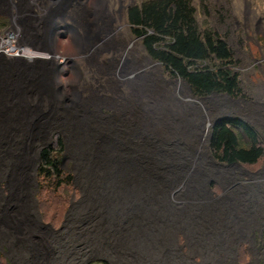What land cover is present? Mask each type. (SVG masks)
I'll return each instance as SVG.
<instances>
[{"label": "rangeland", "instance_id": "obj_1", "mask_svg": "<svg viewBox=\"0 0 264 264\" xmlns=\"http://www.w3.org/2000/svg\"><path fill=\"white\" fill-rule=\"evenodd\" d=\"M83 1L0 0V30L14 25L15 16L23 42L68 60L63 74L55 63L38 72L56 81L58 94L50 108L38 106L47 127L35 138L28 165L30 211L42 226L38 239L48 257L34 255L22 233L0 227V264H264V160L226 163L211 151L212 128L221 119L247 123L264 146V0H189L200 28L220 35L231 49L239 77L233 95L197 94L152 57L127 17L131 4L146 0H103L106 11L97 0H85L89 29L76 14ZM44 22L53 32L42 39ZM90 32L95 47L74 45V36L83 42ZM124 54L129 62L120 71L124 76L101 70ZM7 59L0 57V101L6 108L11 104L6 76L20 63L33 64ZM149 78L164 90L143 96L152 125L129 138L117 106L129 85ZM92 93L115 105L86 103ZM78 110L102 117L107 143L89 134L86 123L96 127V116L85 115L81 124V118L70 119ZM205 117L210 127L200 149ZM239 131L243 142H251ZM56 135L64 146L62 168L72 179L53 191L42 181L39 165L42 149L56 143ZM8 195L7 180L0 178V196Z\"/></svg>", "mask_w": 264, "mask_h": 264}, {"label": "bare ground", "instance_id": "obj_2", "mask_svg": "<svg viewBox=\"0 0 264 264\" xmlns=\"http://www.w3.org/2000/svg\"><path fill=\"white\" fill-rule=\"evenodd\" d=\"M33 1L35 2L37 0H32V2ZM85 3V0L81 2L80 8H77L79 11L76 13L78 14V18L83 23L85 22L84 19L86 15L84 9ZM97 3H99L102 11L103 9L104 11L107 10L103 0H97ZM106 18L109 19L108 15ZM12 19L14 20L12 30L17 35L18 46L17 49L12 50L13 52H11V54L1 53L0 57L9 58L7 60H12L11 62H13L14 59L22 60L26 58L28 61H33V64H26L24 62L20 63V67L18 69L8 73L9 75H7L6 78L11 90L8 91V96L6 95V98L11 101V104H9V106L7 104L8 108H6V104L0 101V178H6L7 188L9 190L8 196L4 198L0 196V227L4 228V230L9 232V234L22 233L25 235V238L29 240L31 245L32 253L45 260L48 257V249L45 248L38 239L39 235L42 233V226L35 221L30 211V177L28 165H31L30 163L32 158L30 157V153L34 147V140L38 135H42L46 131L47 127L46 123L48 118L43 116L39 119L40 111L38 106H40V104L41 106L45 104V106L47 105L50 108V106L56 102L58 93L54 90L56 81H53L48 73H43L45 75L40 73L39 75L38 72H42L43 70L41 65L55 63V71L59 74H63L67 70L68 60L64 59L60 61V57H58L55 52H40L41 50H47H44V48L40 46H30L25 43L26 41L23 42L24 36L22 35V31L16 27L14 23L15 16L12 17ZM85 26L89 29L86 22ZM52 28L44 22L40 30V32L44 34H42V39L45 38V36L47 37L52 34ZM56 29L57 26L55 25V31L53 33L55 40L58 38L59 33ZM50 31H52L51 34ZM89 34V37L83 42H77L76 37L74 36V45L76 47H95L96 36L91 32ZM51 53L52 56L49 55ZM125 63H129L126 54L122 56L119 63L115 66L114 64H109L105 67H101V70L104 71L103 69H105L109 73L124 76V74H120V71L125 66ZM76 74L79 76L78 73ZM36 80H39L40 84H38ZM61 81L63 82L65 80L57 79V82ZM111 88L114 91L117 88L114 81L111 83ZM129 89L130 90L126 95H123V97L121 96L122 104L117 106V109H119L124 118V131L127 133L129 138H134L152 125L150 115L151 109L149 106L143 104V96L163 91L164 88L158 79L149 78L139 80L138 82L129 85ZM2 94H0V96ZM1 98L3 99V97ZM31 102H35V104H32ZM86 103L91 105L98 104V106L108 105L109 107L115 105L113 100L101 98L96 95V93H92L90 99H88ZM95 112L96 111L87 112L89 113V115H87L86 113L84 114V112H79L78 110V112L74 111V113H69L68 116H70V119L73 122L76 121V117L77 119L81 118L80 120H77L80 124L83 122L82 120L85 115L93 116L92 118L96 116L98 119V125L94 127V124L92 125L86 123V126L90 129L88 131L91 137H98L101 140V144H105L107 143L105 140L107 138L102 128L104 121L102 120V117L97 115ZM42 113L43 112L41 110L40 114L42 115ZM206 118L207 117H205L206 124L199 136L200 149H202L203 143L206 140V134L210 127V120L209 118ZM91 122L92 121H89V123ZM96 149H99V146Z\"/></svg>", "mask_w": 264, "mask_h": 264}, {"label": "trees", "instance_id": "obj_3", "mask_svg": "<svg viewBox=\"0 0 264 264\" xmlns=\"http://www.w3.org/2000/svg\"><path fill=\"white\" fill-rule=\"evenodd\" d=\"M189 0H146L128 7V21L153 58L187 81L197 94L239 92V77L233 70L229 45L220 35L198 25ZM210 58L213 65L204 64ZM251 142H243L240 131ZM211 151L218 160L253 165L264 160L259 135L240 119H221L212 128ZM40 153L39 174L53 191L70 185L72 175L62 168L63 141Z\"/></svg>", "mask_w": 264, "mask_h": 264}, {"label": "built area", "instance_id": "obj_4", "mask_svg": "<svg viewBox=\"0 0 264 264\" xmlns=\"http://www.w3.org/2000/svg\"><path fill=\"white\" fill-rule=\"evenodd\" d=\"M12 28L13 25L9 28L4 27L0 30V54H11L13 49H17V35L14 33Z\"/></svg>", "mask_w": 264, "mask_h": 264}, {"label": "water", "instance_id": "obj_5", "mask_svg": "<svg viewBox=\"0 0 264 264\" xmlns=\"http://www.w3.org/2000/svg\"><path fill=\"white\" fill-rule=\"evenodd\" d=\"M236 163H238V162H236Z\"/></svg>", "mask_w": 264, "mask_h": 264}]
</instances>
